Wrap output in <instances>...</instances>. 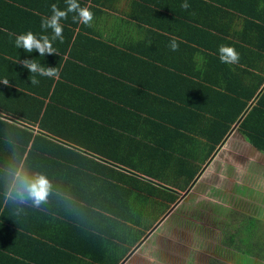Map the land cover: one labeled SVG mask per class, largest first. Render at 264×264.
<instances>
[{"label":"crops","instance_id":"obj_1","mask_svg":"<svg viewBox=\"0 0 264 264\" xmlns=\"http://www.w3.org/2000/svg\"><path fill=\"white\" fill-rule=\"evenodd\" d=\"M77 2L93 12L91 26L69 13L63 42L40 56L15 37L51 39L41 18L66 0H0V264L152 262L148 249L181 233L175 213L195 186L216 171L227 176L212 184L233 191L255 183L248 164H264L239 128V103L254 106L264 92V0ZM221 44L239 63H220ZM32 59L59 78L32 85L22 64ZM22 131L37 143L27 173L50 183L39 207L8 197L23 146L1 134Z\"/></svg>","mask_w":264,"mask_h":264},{"label":"rangeland","instance_id":"obj_2","mask_svg":"<svg viewBox=\"0 0 264 264\" xmlns=\"http://www.w3.org/2000/svg\"><path fill=\"white\" fill-rule=\"evenodd\" d=\"M260 159L258 157L257 160ZM262 164L260 160L257 164L250 163L246 166L251 178L252 171L255 174V185L251 180V182L243 180L237 184L236 188L239 189L233 191L228 185L225 188L213 185L212 182L216 180L214 176L219 174L215 171L210 178L207 177L200 185L195 186L188 201H185L183 208L180 207L182 211L175 213L178 220H184L182 223L178 222V227L181 228L176 230V233L181 232L178 238L175 237L167 243L165 235L166 237L160 238L162 241L159 245L155 242L146 254L152 258V262L146 264H198V260L199 263L206 264L208 259L210 264H264V260L259 256L256 257L258 261L252 260L249 256L244 257L229 249L228 244L223 242L224 237L232 232L229 227L231 226L241 232V238L248 240L246 242L250 244L252 251L256 250L258 242L264 243V164ZM226 176L221 174L219 182H223ZM247 183L248 185L252 183L253 186L240 189ZM224 189L229 190L224 192ZM151 234L152 232H149L147 237L151 238L153 236ZM161 253L163 256L160 257Z\"/></svg>","mask_w":264,"mask_h":264},{"label":"clouds","instance_id":"obj_3","mask_svg":"<svg viewBox=\"0 0 264 264\" xmlns=\"http://www.w3.org/2000/svg\"><path fill=\"white\" fill-rule=\"evenodd\" d=\"M66 4L67 8L65 10H60L57 5L52 4L50 8L52 13L51 16L49 18H41V29L52 30L51 39L47 35H41L38 39L35 34L28 31L25 34H20L15 37V47L17 49L22 48L26 53H31L33 50H36L40 56H44L45 53H55L56 50L53 47L52 41L58 39L61 43L63 42V27L60 21L67 19L69 13H76V15L72 17L74 23L79 22L85 26H91L93 12L88 7H81L77 0H66ZM180 6L183 9H188L190 7L186 0ZM169 47L172 51H176L179 45L175 39H172ZM218 57L220 63L225 65L239 63L241 58L240 53L235 47L223 44L218 47ZM22 64L30 73L35 74L30 80L32 85L39 83L35 78L36 75L48 78H59V70L56 67H44L36 62L35 59L24 60ZM2 82L5 85L8 84L7 79ZM49 189L50 183L46 177L42 175L30 176L21 166L12 174L8 197L13 203L25 204L31 201L34 207H39L42 202L46 201L49 195Z\"/></svg>","mask_w":264,"mask_h":264},{"label":"trees","instance_id":"obj_4","mask_svg":"<svg viewBox=\"0 0 264 264\" xmlns=\"http://www.w3.org/2000/svg\"><path fill=\"white\" fill-rule=\"evenodd\" d=\"M239 112L241 117L239 128L241 132L246 136L252 146H254L258 151L264 153V92L255 101L254 106L250 107L248 106V102L241 101V103H239ZM13 130L17 129L14 127ZM227 131L228 127L223 132V135H226ZM1 135H3V137H7V139L9 137L12 140L15 139L17 146H23L22 148L15 147V151H17V163L15 167L19 168L22 166L24 170H26L27 165H24L25 162H29V160H34L35 158L33 151L37 149L34 145L37 144L35 143L36 136L31 135L30 133L26 134L24 131L17 132L16 134L6 132ZM10 139H8V141H10ZM216 145L219 144H213L211 151ZM25 148H28V150H25ZM5 154L8 153L4 152V155ZM0 167L8 168V165L0 162ZM229 227L232 229V232L225 236L223 241L228 244L227 247H229V249H232L247 258L248 256H259L262 260H264V243L258 242L256 250L252 251L250 244L246 242L248 240L243 237L241 238V232L231 226Z\"/></svg>","mask_w":264,"mask_h":264},{"label":"flooded vegetation","instance_id":"obj_5","mask_svg":"<svg viewBox=\"0 0 264 264\" xmlns=\"http://www.w3.org/2000/svg\"><path fill=\"white\" fill-rule=\"evenodd\" d=\"M242 256H244V255H242ZM245 257V256H244ZM252 260H254V259H256L257 261H258V258H256L257 256H249ZM248 257V258H249ZM260 262H262V261H260ZM264 262V261H263ZM206 264H210V259H208L207 261H206Z\"/></svg>","mask_w":264,"mask_h":264}]
</instances>
